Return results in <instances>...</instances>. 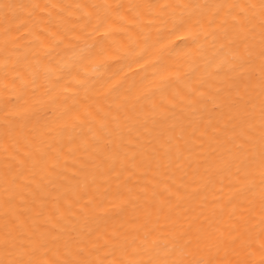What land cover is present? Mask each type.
<instances>
[{"label": "bare ground", "instance_id": "1", "mask_svg": "<svg viewBox=\"0 0 264 264\" xmlns=\"http://www.w3.org/2000/svg\"><path fill=\"white\" fill-rule=\"evenodd\" d=\"M54 2L0 0V264H36L81 245L72 264H122L134 250L179 254L183 264L243 256L258 237L234 218L264 200V182L245 183L264 165V44H250L235 21L222 25L228 41L197 30L246 0H180L145 25L138 55L87 78L110 42L41 56L33 33L46 40L80 23L67 15L78 12L72 3ZM163 4L85 7L103 26L133 13L151 19Z\"/></svg>", "mask_w": 264, "mask_h": 264}, {"label": "clouds", "instance_id": "2", "mask_svg": "<svg viewBox=\"0 0 264 264\" xmlns=\"http://www.w3.org/2000/svg\"><path fill=\"white\" fill-rule=\"evenodd\" d=\"M66 2L72 3L73 8L78 10V12H68L67 15L80 20V23L70 25V29L72 30L62 27L59 31L49 32L48 39L46 40L35 36L34 33L32 35L34 39L40 42L41 56H47L57 46L73 49V56H77L85 52L97 38L103 37L107 39L110 42V46L88 62V66L84 72V76L87 78L101 74L107 65L119 61L123 57L138 55L141 51V41L146 34L145 25L162 20L172 10V6L179 3L180 0H164L162 10L149 14L151 19L146 18L140 13H133L131 18L118 16L112 23L103 26H100L93 19L92 12L89 8L85 7L91 0H66ZM246 2L248 3V7H239L231 15L226 14L215 26L197 30L198 34L207 37L211 41H215L217 34H221L224 40L228 41L231 39V36L228 35L227 28L222 25H224L225 21H235L236 24L240 25L238 31L250 44L257 42L264 44V0H246ZM42 3L49 4L51 8L58 7L54 0H42ZM40 11L50 14V8L41 7ZM244 52H247V47L244 49ZM186 65V61H180L175 66L174 72L178 73V75L174 76V79L179 80L185 74ZM45 70L51 71V69ZM32 74V70H29L28 75ZM77 83H83V81H77ZM160 83H163L160 79L155 81L157 85ZM254 181L264 182V167L262 165L245 183H253ZM132 198L135 199L136 197ZM234 219L243 227L244 231L258 238L249 241L254 247L249 248L243 256L228 261L226 264H264V200L248 208L241 209V214L237 215ZM237 226L236 223L230 225L232 228H236ZM86 251L87 248L84 245L72 249H63L52 253L49 257L39 259L36 264H72L73 261L77 260L78 254L85 253ZM65 257H70L71 259H65ZM122 264H183V260L179 254L156 259H146L144 250H134L132 254L123 258Z\"/></svg>", "mask_w": 264, "mask_h": 264}, {"label": "snow or ice", "instance_id": "3", "mask_svg": "<svg viewBox=\"0 0 264 264\" xmlns=\"http://www.w3.org/2000/svg\"><path fill=\"white\" fill-rule=\"evenodd\" d=\"M147 63H150V61H145V64H147ZM143 67H144V64H140V65L137 66L136 69H129V71H135V70H137L139 68H143ZM160 79L161 80H166L167 77L166 76H161ZM262 167H264V165H262Z\"/></svg>", "mask_w": 264, "mask_h": 264}]
</instances>
